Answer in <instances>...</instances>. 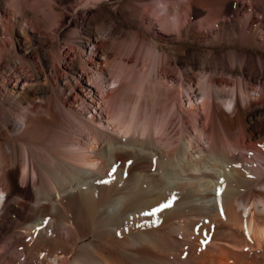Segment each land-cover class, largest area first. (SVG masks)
Returning a JSON list of instances; mask_svg holds the SVG:
<instances>
[{
  "label": "bare ground",
  "instance_id": "6f19581e",
  "mask_svg": "<svg viewBox=\"0 0 264 264\" xmlns=\"http://www.w3.org/2000/svg\"><path fill=\"white\" fill-rule=\"evenodd\" d=\"M246 3L249 18L264 16V5L258 0H227L226 6L240 14ZM256 18L248 28L251 37L264 30V19ZM222 27L224 30L228 24L223 23ZM211 32L215 41H220L219 32ZM87 37L91 47L82 42L80 47L89 67H81L79 75L77 72L78 91L63 95L61 100L64 110L71 115L68 123L53 116L51 101L46 100L43 109H40L43 105L34 103L40 97L22 76L17 77L11 88L13 93H27L30 100L19 120L23 127L11 129L9 119L6 120L12 151L10 156L1 158L0 179L4 182L0 185V211L7 201L3 194H18L34 200L33 206L38 207L34 219L25 227L39 241L32 247L29 245L31 248L21 263L264 264V219L261 223L257 216L264 215V174L260 172L257 178L249 177V170L245 174L246 161L242 163L234 156L236 142L230 141L235 135L240 136L236 130L239 122L246 135L264 136V104L243 108L240 102L235 103L233 89L227 93L216 88V98L232 107L228 112L223 110L226 121L222 136L225 141L230 138L229 141L213 138L210 125L202 122V112L197 110L196 142L182 137L176 147H165L157 133L166 121L154 119L153 111L152 115L139 113L140 93L136 102L128 98L131 102L125 99L126 103L116 95L120 85L111 92L105 88L111 78L118 82L117 74L109 70L111 63L99 48V39L93 34ZM31 38L36 40V34ZM260 63L264 65V56ZM204 89L205 110L208 105L204 100L210 98V92ZM190 101L194 104L193 97ZM77 104L81 109H76ZM43 128L51 132L50 137L35 140L33 135ZM10 165L14 168L21 165L22 183L33 177L34 185L28 192L9 178ZM195 194L202 196L205 203L193 205ZM16 205L9 207L17 212ZM242 205L244 209L240 210ZM148 222H153L156 228H144ZM233 227L243 230L241 238ZM164 229L183 239L163 237L160 233ZM220 232L229 233L230 239L236 235L240 243L227 238L219 240L216 236ZM31 234L26 236L31 238ZM51 242L63 251L55 253Z\"/></svg>",
  "mask_w": 264,
  "mask_h": 264
},
{
  "label": "rangeland",
  "instance_id": "374dc122",
  "mask_svg": "<svg viewBox=\"0 0 264 264\" xmlns=\"http://www.w3.org/2000/svg\"><path fill=\"white\" fill-rule=\"evenodd\" d=\"M258 1L264 5V0ZM226 4L227 0H0V163L2 156H10L12 151V144L7 140L6 120L9 119L11 129L23 127L19 120L26 113L30 100L27 93L11 91L17 77L22 76L33 86L40 97L34 103L43 105L40 109L45 108L47 101H51L53 116L62 123H68L67 118L71 119V115L68 116L61 105L62 96L78 91L79 69L89 67L80 42L91 47L87 37L91 34L99 39L97 44L111 63L109 70L117 74L118 82L111 78L105 88L111 92L120 85L116 95L123 101L132 98L136 102L135 98L141 94L142 98H137V103L140 100L142 106L139 113L145 111L152 115L153 111L154 119L163 118L166 121L163 124L165 126L162 125L163 129L157 133L165 147H176L182 137L183 140L188 137V140L196 142L194 118L197 110L202 112V122L210 125L211 136L227 143L230 138L225 141V136H222L226 121L223 110L228 112L232 107L228 108L216 98V88L227 93L233 89L235 103L240 102L243 108L264 104V65L260 63V58L264 56V30H260L257 37H251L248 28L256 17H248L247 3L240 14L235 10L229 11ZM223 23L228 24L224 30ZM65 24L67 27L63 26ZM211 31L219 32L220 41H215ZM33 34H36V40H32ZM65 85L67 87L64 88ZM201 88L210 92V98L205 99L209 103L204 100L208 105L207 110L203 108ZM192 97L194 104L190 101ZM76 106V109H81L78 104ZM183 110L189 113H183ZM249 127L252 128L251 125ZM42 130L33 135L35 140L50 137L49 130ZM236 130L240 136L235 135L230 139L236 142L235 148H238L233 154L236 153L234 156L240 162L246 161L244 173L247 174L249 170L247 175L257 178L260 172L264 174V136L258 138L254 133L246 135L242 122L238 123ZM183 131L186 134L181 135ZM21 170V165L7 168L9 178L28 192L34 185V179L30 177L22 183ZM1 182L4 180L0 181V185ZM12 195L3 194V198L7 197L8 205L5 204L0 211V262L22 264L23 256L26 258L29 252L28 248L39 241L37 236L36 240L33 239L25 227L34 219V211L38 207L33 206L34 200ZM201 198L195 194L193 205L204 204L205 199ZM198 199L202 201L200 204ZM18 203L20 207L16 205ZM10 204H15L18 211L9 207ZM241 209H244L243 205ZM262 215H257L261 223L264 219ZM153 227L155 229L156 225L148 222L144 228L152 230ZM233 228L239 235L237 237L242 236L243 230L239 229L240 235L239 230ZM26 231L34 241L26 236L29 235ZM220 233L216 236L219 240L227 238L230 241L233 239V243H240L236 235L230 239L229 233ZM160 234L167 238L183 239L178 234L170 235L166 229ZM15 237H18L17 240ZM20 240L24 243H19ZM50 244L52 249H56L55 253L63 251L56 243ZM42 247L44 250L45 247Z\"/></svg>",
  "mask_w": 264,
  "mask_h": 264
},
{
  "label": "snow or ice",
  "instance_id": "6c2138e0",
  "mask_svg": "<svg viewBox=\"0 0 264 264\" xmlns=\"http://www.w3.org/2000/svg\"><path fill=\"white\" fill-rule=\"evenodd\" d=\"M218 191H220V190H218ZM165 207L167 206V205H164Z\"/></svg>",
  "mask_w": 264,
  "mask_h": 264
}]
</instances>
